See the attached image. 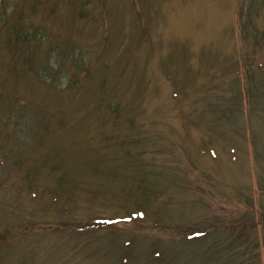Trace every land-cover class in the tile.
<instances>
[{"label": "rangeland", "instance_id": "1", "mask_svg": "<svg viewBox=\"0 0 264 264\" xmlns=\"http://www.w3.org/2000/svg\"><path fill=\"white\" fill-rule=\"evenodd\" d=\"M2 2L0 264H264V0Z\"/></svg>", "mask_w": 264, "mask_h": 264}, {"label": "trees", "instance_id": "2", "mask_svg": "<svg viewBox=\"0 0 264 264\" xmlns=\"http://www.w3.org/2000/svg\"><path fill=\"white\" fill-rule=\"evenodd\" d=\"M70 1L73 3V5H75L74 3L78 5V8L82 14H86L85 13L87 11L86 7L93 2V0H70ZM2 4L3 2L2 0H0V6H2ZM4 10L6 12L0 16L3 21H5L8 18L7 17L8 8H5ZM16 23L17 24L10 25L8 28L10 29V32L14 35L12 41V50L15 51L14 52L16 55L15 61L17 60L20 61L21 65L25 64L27 69H31V68L33 69L34 68L33 58H31L29 54L31 53L35 54V52L38 49V46H40V44L42 45V43L49 40L50 36L44 29L40 27H37L35 25L25 24L23 20V15H21V19L19 20V23L18 22ZM53 51H56V49H53ZM50 58H51V52L49 53L48 56L49 61ZM77 60H80V58L77 57ZM47 64L48 62H46V66ZM76 64L82 68H87L88 66V63L84 60L76 61ZM14 68L15 67H13V69ZM22 70H24V68ZM38 79L39 80L41 79V81L43 82H50V83L55 82L51 76L46 75L45 68L39 72ZM6 102L7 101H0V108L5 107L6 105L4 104H6ZM111 112L116 114L117 111L115 108H113ZM9 114L11 115L13 122L17 126L16 129L20 132H24L25 126L23 120L26 114L25 108L24 109L13 108ZM142 188L141 190L143 194L148 195L150 189L149 188L142 189Z\"/></svg>", "mask_w": 264, "mask_h": 264}]
</instances>
